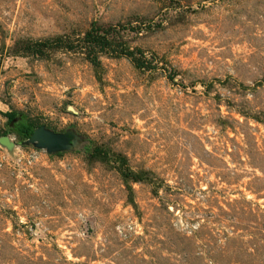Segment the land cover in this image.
<instances>
[{"label":"rangeland","instance_id":"rangeland-1","mask_svg":"<svg viewBox=\"0 0 264 264\" xmlns=\"http://www.w3.org/2000/svg\"><path fill=\"white\" fill-rule=\"evenodd\" d=\"M4 136L0 264H264V0H0Z\"/></svg>","mask_w":264,"mask_h":264},{"label":"water","instance_id":"water-1","mask_svg":"<svg viewBox=\"0 0 264 264\" xmlns=\"http://www.w3.org/2000/svg\"><path fill=\"white\" fill-rule=\"evenodd\" d=\"M65 140L66 139L64 138V136L56 135L41 127L33 132L29 142L33 143L39 148H46L48 150H57ZM0 143L6 145L9 148L14 145V143L11 142L10 138L7 136L2 137L0 139Z\"/></svg>","mask_w":264,"mask_h":264},{"label":"trees","instance_id":"trees-1","mask_svg":"<svg viewBox=\"0 0 264 264\" xmlns=\"http://www.w3.org/2000/svg\"><path fill=\"white\" fill-rule=\"evenodd\" d=\"M106 35H107V32L102 34V35L99 33L94 34L92 32H88L86 37H85V40H86L87 44L89 45V47L92 51H94L95 50L94 48H96V47H98L100 49L99 51H103L106 48H109L110 44H111L106 39ZM88 54H90V53H88ZM92 54L96 55V53H94V52ZM93 59H95V58L93 57ZM138 66L141 67L142 65L138 64ZM6 116L8 117V119L10 121L13 120L15 117V115L13 113H7ZM17 131L22 138L28 139L32 136L34 129L30 125L26 126L25 124H18L17 125Z\"/></svg>","mask_w":264,"mask_h":264}]
</instances>
